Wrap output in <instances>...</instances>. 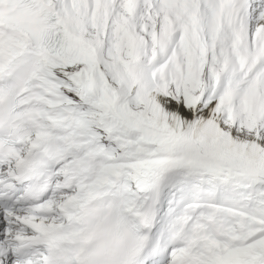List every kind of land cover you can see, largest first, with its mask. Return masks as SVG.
<instances>
[{
	"label": "snow or ice",
	"instance_id": "1",
	"mask_svg": "<svg viewBox=\"0 0 264 264\" xmlns=\"http://www.w3.org/2000/svg\"><path fill=\"white\" fill-rule=\"evenodd\" d=\"M0 264H264V0H0Z\"/></svg>",
	"mask_w": 264,
	"mask_h": 264
}]
</instances>
